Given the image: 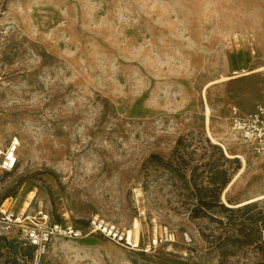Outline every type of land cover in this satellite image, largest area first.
<instances>
[{"label":"rangeland","instance_id":"374dc122","mask_svg":"<svg viewBox=\"0 0 264 264\" xmlns=\"http://www.w3.org/2000/svg\"><path fill=\"white\" fill-rule=\"evenodd\" d=\"M257 104L264 0H0V198L141 225L37 258L1 236L0 264H264V152L230 125Z\"/></svg>","mask_w":264,"mask_h":264},{"label":"built area","instance_id":"2783aa9c","mask_svg":"<svg viewBox=\"0 0 264 264\" xmlns=\"http://www.w3.org/2000/svg\"><path fill=\"white\" fill-rule=\"evenodd\" d=\"M231 129L246 143L255 153L264 152V104H257L251 110L241 111L238 107L230 109ZM17 138H13L6 146L0 148V194L4 177L15 170L18 163ZM16 198L12 196L0 198V236L16 237L24 245L34 248L35 258L41 256L51 242L59 239H77L88 234L98 232L111 239L125 242L136 247L125 233L119 232L114 226L94 217L86 222L84 228L79 227L69 217H63L61 212L57 216L50 213L43 206L21 211L16 209ZM156 244V241L153 245ZM151 246V245H149Z\"/></svg>","mask_w":264,"mask_h":264},{"label":"bare ground","instance_id":"6f19581e","mask_svg":"<svg viewBox=\"0 0 264 264\" xmlns=\"http://www.w3.org/2000/svg\"><path fill=\"white\" fill-rule=\"evenodd\" d=\"M17 142L19 143L18 139ZM30 199H33V197L31 196L30 198H27L26 200V205L29 202ZM140 221L138 219V217H135L130 225V227L128 228V236L129 237H133V239L136 241L138 234L140 232Z\"/></svg>","mask_w":264,"mask_h":264},{"label":"trees","instance_id":"16d2710c","mask_svg":"<svg viewBox=\"0 0 264 264\" xmlns=\"http://www.w3.org/2000/svg\"><path fill=\"white\" fill-rule=\"evenodd\" d=\"M7 197V195L3 196L2 198H5ZM226 210H232L231 208H227V207H224ZM1 237V236H0ZM16 237H13V239H15ZM21 243V242H20ZM26 246H29V245H26ZM32 250H34L33 247L29 246Z\"/></svg>","mask_w":264,"mask_h":264},{"label":"crops","instance_id":"0c3cea01","mask_svg":"<svg viewBox=\"0 0 264 264\" xmlns=\"http://www.w3.org/2000/svg\"><path fill=\"white\" fill-rule=\"evenodd\" d=\"M8 197V196H7ZM1 199H3V198H1Z\"/></svg>","mask_w":264,"mask_h":264}]
</instances>
